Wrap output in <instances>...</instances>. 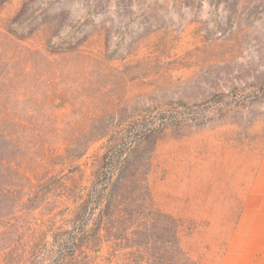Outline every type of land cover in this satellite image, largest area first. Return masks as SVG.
Returning a JSON list of instances; mask_svg holds the SVG:
<instances>
[{"label":"rangeland","instance_id":"rangeland-1","mask_svg":"<svg viewBox=\"0 0 264 264\" xmlns=\"http://www.w3.org/2000/svg\"><path fill=\"white\" fill-rule=\"evenodd\" d=\"M263 155L264 0H0V264H218Z\"/></svg>","mask_w":264,"mask_h":264},{"label":"crops","instance_id":"crops-1","mask_svg":"<svg viewBox=\"0 0 264 264\" xmlns=\"http://www.w3.org/2000/svg\"><path fill=\"white\" fill-rule=\"evenodd\" d=\"M257 178L218 264H264V155Z\"/></svg>","mask_w":264,"mask_h":264},{"label":"trees","instance_id":"trees-1","mask_svg":"<svg viewBox=\"0 0 264 264\" xmlns=\"http://www.w3.org/2000/svg\"><path fill=\"white\" fill-rule=\"evenodd\" d=\"M149 116V121L151 120V118L155 121L153 114H150ZM126 130H128V127L124 129L120 137L124 140H130V146H133L134 143L138 142V139L142 138V129H138L137 134L133 137H131ZM131 133L132 132H130V134ZM134 134L135 133H133V135ZM119 147L121 148L122 144H120ZM112 150L114 152L110 158V160H112L110 162L112 171L104 176H96L90 190L85 188L83 193L86 196L84 199V204L82 206H84L86 208V211L89 212H94L95 210L102 209L100 211L101 218L104 209L112 206L114 203H117L120 199L119 194H117L115 190H113V187L122 183V174L124 173L125 164H127L128 162L126 156L121 154L122 150H118L117 144H114Z\"/></svg>","mask_w":264,"mask_h":264}]
</instances>
